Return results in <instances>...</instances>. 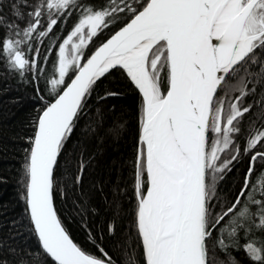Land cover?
Returning <instances> with one entry per match:
<instances>
[{"label":"snow or ice","instance_id":"6c2138e0","mask_svg":"<svg viewBox=\"0 0 264 264\" xmlns=\"http://www.w3.org/2000/svg\"><path fill=\"white\" fill-rule=\"evenodd\" d=\"M0 70L33 102L0 264H264V0H0Z\"/></svg>","mask_w":264,"mask_h":264},{"label":"trees","instance_id":"16d2710c","mask_svg":"<svg viewBox=\"0 0 264 264\" xmlns=\"http://www.w3.org/2000/svg\"><path fill=\"white\" fill-rule=\"evenodd\" d=\"M5 73L0 70V238L8 234L4 227L7 221L18 217L23 211V202L19 199V188L22 187V163L25 138L30 134L28 119L32 113L33 102L30 99L31 92L18 85L15 79L5 78ZM132 100H109L104 105L107 112L109 105H116V111L110 114V123L119 125L127 119L131 122L134 131L136 124L134 112L130 105ZM124 107L128 113L127 118L120 113ZM132 135L122 137L118 143L112 141L104 144L103 154L95 161L97 170L101 176L111 172V179H117V169L122 161H126L131 155ZM127 175V169L124 170ZM18 180L21 183L18 185ZM231 187L230 182L224 183L227 191ZM60 214L66 226L76 241L84 239V232L79 226L78 219L57 202ZM8 206L7 216L3 215L4 206Z\"/></svg>","mask_w":264,"mask_h":264}]
</instances>
